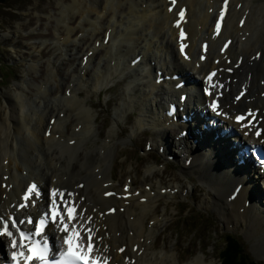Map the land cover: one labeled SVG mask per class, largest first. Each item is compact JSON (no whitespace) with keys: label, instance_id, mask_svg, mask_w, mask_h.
Here are the masks:
<instances>
[{"label":"bare ground","instance_id":"1","mask_svg":"<svg viewBox=\"0 0 264 264\" xmlns=\"http://www.w3.org/2000/svg\"><path fill=\"white\" fill-rule=\"evenodd\" d=\"M221 1L71 0L69 29L61 42H54L56 51L60 44L78 50L79 65L70 77L69 90L54 99L36 97L28 111L21 98L23 92L16 87L5 94L0 108V214H5L9 225L11 218H16V227L9 230L18 242L12 248L9 238H0L3 262L9 253L22 248L17 229L24 227L28 217L42 212L39 201L34 207L31 202L20 207L26 184L34 181L46 204L49 190L57 189L56 196L63 193L60 197L66 200L73 194L71 198L78 205L75 224L92 229L100 239L97 252L111 257L112 264H159L163 258L169 264H180L164 247L155 250L156 234L165 231L168 222L166 210L159 216L154 204L161 197L190 194L195 186L153 183L150 180L157 172L153 167L145 169L143 182L136 187L129 176L120 187L113 186L117 180L111 175L112 165L106 175L108 148L119 121L128 117L135 120L134 135L144 128L158 131L160 136L153 137L159 136V141L149 143V147H161L164 153L168 141L163 130L186 131L184 137L173 139L181 155L179 162L183 161L181 175L195 176L209 187L210 205L228 227L234 229L242 223L248 236L260 234L253 248L264 253V226L254 228L257 214L264 216L254 184L264 189V174L252 155L253 145L264 151V0H232L225 17H221ZM76 18L80 19L79 27L74 24ZM218 20L219 32L215 27ZM181 31L186 35L183 41L179 40ZM82 42L89 43L83 52ZM182 43L183 55L178 50ZM203 44H207L205 53ZM212 70L216 74L209 81L211 93L206 96L205 76ZM83 78L93 82L96 93L108 88L111 79L119 78L118 84L123 86L115 99L111 128L100 144L93 142L90 147L84 142L91 138L95 122L82 97L86 87ZM161 78L163 82L157 83ZM178 83L181 88H177ZM182 93L187 94L185 102L179 100ZM63 97L69 100V122L58 127L57 102ZM214 101L221 103L220 116L209 109ZM172 102L177 104L175 121L164 114ZM181 112L191 117V123H182ZM237 116L246 118L237 123ZM196 142L203 149L198 154ZM241 159L244 165L239 166ZM186 160H190L188 166ZM108 191H116V196L104 198ZM126 194L130 197L125 198ZM85 219H89L87 225ZM46 235L54 246H60L56 225L48 227ZM187 264L215 263L206 262L201 253Z\"/></svg>","mask_w":264,"mask_h":264},{"label":"rangeland","instance_id":"2","mask_svg":"<svg viewBox=\"0 0 264 264\" xmlns=\"http://www.w3.org/2000/svg\"><path fill=\"white\" fill-rule=\"evenodd\" d=\"M70 2L71 0H0V108L5 94L16 87L23 92L21 98L25 110L28 111H31V105H35L36 97L54 99L64 96L69 90L70 77L79 65L80 57L76 54L78 50H71L69 44H60L61 49L56 51L54 42L63 39L69 29ZM74 24L78 26L80 19ZM101 38L102 34L99 35V39ZM85 42L81 44L84 45L82 52L89 45ZM31 63L35 66L31 67ZM119 81V78L111 79L108 88L96 93L93 90V82L83 78L86 87L82 97L94 115L95 122L91 138L84 142L85 146L90 147L93 142L100 144L111 128L117 105L115 99L123 91ZM61 102L68 103L61 105ZM57 107L60 114L58 127H62L69 122V100L63 97L57 102ZM134 121L129 117L119 121L116 135L108 148L110 161L106 175H109L112 165L111 175L117 180L113 186L120 187L127 176L132 179L135 187L138 186L143 182L147 167H153L157 171L150 180L153 183L160 181L163 186H195L190 194L161 197L155 202L157 214L160 216L165 209L168 222L167 229L156 234L155 250L164 247L172 252L180 264H187L201 253H204L206 262L221 264L219 256L225 239L234 236L246 257L256 264H264V253H259L253 248L260 234L248 236L242 223L234 229L228 227L210 205L209 187L195 176L181 175L183 161L179 162V154H175L177 149L173 140L177 131L168 132L169 127L163 130V136L168 141L165 156L158 154L156 148L145 152V142H158L160 134L157 130V133H152V129L144 128L141 133L134 135ZM153 134L159 136L154 138ZM189 142L192 143L191 140ZM204 144H207V141ZM194 147L197 148V154L203 151L198 142ZM171 155L172 160H168ZM254 185L255 192L259 194L257 201L263 204L264 189L259 183ZM262 204L259 207L264 211ZM257 217L254 228L259 230L264 226V216L259 212ZM158 263L169 264V260L163 258Z\"/></svg>","mask_w":264,"mask_h":264},{"label":"snow or ice","instance_id":"3","mask_svg":"<svg viewBox=\"0 0 264 264\" xmlns=\"http://www.w3.org/2000/svg\"><path fill=\"white\" fill-rule=\"evenodd\" d=\"M173 3H175V0H173ZM171 10V9H170ZM179 15L181 18L184 17V12L181 10L179 12ZM224 13L221 12V17H223ZM177 27H179V24H177ZM216 30L217 32L220 31L221 24L218 20L216 22ZM185 37V34L183 31L180 32V38L183 40ZM227 47V45H225ZM185 45L182 43L180 45V52L181 54L184 53ZM185 59H188L187 56L184 57ZM203 59V57H201ZM211 77H209L210 79ZM207 88L205 89V93H207ZM209 107L212 109L213 112H216L217 115H221V113L217 112V105L215 102L211 103ZM237 123H240L244 118L242 116H237L236 118ZM247 134V132L245 133ZM257 136H260V131H256L255 133ZM264 163V161H262ZM35 186L29 188V192H32L34 190ZM127 190V189H125ZM53 195H57L56 190H53ZM61 197H63V193H59ZM108 195H113L112 193H108ZM25 199H28L27 196H25ZM55 203V202H54ZM51 216H52V223H58L62 227L59 229L62 233H64L63 237V244L66 245V250L61 252L62 259L58 261L52 262V264H98L96 260H92L90 258L92 251L94 250V239L92 237V229H87L86 233L81 232V226L76 225L73 223V221L76 219L78 215V211L74 206H68L65 204V207L63 209V212L58 211V208L56 206L52 207L50 209ZM90 219V218H89ZM45 221L41 220L39 224H36L35 226V233L36 235L41 234L42 227L44 225ZM51 226V225H49ZM16 227V222H13L11 225L8 223H3L2 226H0V237H7L11 241V247L15 248L17 246V240L12 239L14 236V233L10 231L9 229ZM27 239L26 234L24 232H20V242L23 243V241ZM123 251V249H121ZM28 253L29 255L24 257L23 252L17 253L15 251L12 252V259L14 262H17L18 264V256L23 257L25 259V264H27V261L33 259V255L37 259L40 260L41 264H49V260L47 259V251L41 247H28Z\"/></svg>","mask_w":264,"mask_h":264},{"label":"trees","instance_id":"4","mask_svg":"<svg viewBox=\"0 0 264 264\" xmlns=\"http://www.w3.org/2000/svg\"><path fill=\"white\" fill-rule=\"evenodd\" d=\"M219 260L221 264H256L244 255L242 247L234 236L225 239Z\"/></svg>","mask_w":264,"mask_h":264}]
</instances>
